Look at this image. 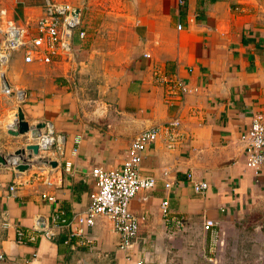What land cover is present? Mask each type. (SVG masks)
Returning a JSON list of instances; mask_svg holds the SVG:
<instances>
[{
	"label": "crops",
	"instance_id": "0c3cea01",
	"mask_svg": "<svg viewBox=\"0 0 264 264\" xmlns=\"http://www.w3.org/2000/svg\"><path fill=\"white\" fill-rule=\"evenodd\" d=\"M177 1L136 0L126 43L100 60L89 51L77 61L76 36L73 65L12 58L6 79L25 91L24 120L30 126L51 123L65 143L52 154L55 167L31 162L21 173L10 163L0 167V212L11 225L29 231L36 216L49 221L56 213L69 220L82 212L94 188L89 176L94 167H119L139 132L177 118L184 140L167 150L158 139L141 155L140 173L155 180L129 203L143 220L127 253L147 256L151 264H201L198 238L208 237L201 225L211 220L219 230L216 264H264V165L257 175L245 167L242 142L252 115L260 114L264 124V0H183L181 7ZM14 3L7 4L10 11L0 7L15 23L11 12L21 20L43 10L42 2L17 12ZM36 19L22 26L32 28ZM155 70L178 78L189 92L166 105V88L154 80ZM7 117L4 131L15 122L14 112ZM14 139L3 134L0 122L1 155L28 145H15ZM196 182H205L206 190L194 192ZM163 200L171 216L182 218V233L166 236ZM87 236L90 247L68 240L66 231L50 241L17 244L12 226L0 230V253L3 264H125L126 252L118 249V236L104 219H96Z\"/></svg>",
	"mask_w": 264,
	"mask_h": 264
},
{
	"label": "built area",
	"instance_id": "2783aa9c",
	"mask_svg": "<svg viewBox=\"0 0 264 264\" xmlns=\"http://www.w3.org/2000/svg\"><path fill=\"white\" fill-rule=\"evenodd\" d=\"M42 2V13L30 29L27 26L16 25L7 17L6 9L0 7V96H11L18 105L24 103L26 94L23 89H14L7 82L6 74L12 58L18 54L24 64L42 66L59 62L73 65L76 61L72 50L73 37L83 39L85 36L81 27L80 9L74 17L72 10L77 8L63 0H42ZM177 5L183 6L184 1L178 0ZM176 29L179 30L180 27L177 26ZM142 56L148 58L145 54ZM152 75L158 85L166 88L164 99L166 105L177 102L189 92L185 83L174 76H167L158 70L153 71ZM16 96H20L21 99H17ZM13 112L16 122V111ZM15 122L11 127L15 125ZM32 129L36 131V136L33 137L36 141L31 144L37 146L38 154L29 160L27 159L29 152L25 151L19 159L27 164L37 163L38 160L52 161L53 152H58L65 143L64 135L55 132L49 122H43V127L39 130ZM28 134L26 135L30 138V133ZM184 138L177 118L170 119L165 124L144 129L131 140L126 156L119 167L114 169L94 167L90 171L89 176L93 180L94 188L89 194L88 205L82 212L75 214L69 220L62 219L56 213L51 215L49 221L42 216H36L34 226L26 231L11 225L1 211L0 230H7L13 226L17 244L34 243L37 240L50 241L57 232L66 231L68 240L74 239L79 246L90 247L92 243L87 236V230L93 227L96 219L102 218L109 223L111 230L118 236V249L126 252L125 264H151L147 256L134 258L132 254L127 253L133 249L140 223L143 220V217L129 210V203L139 191L150 190L155 180L151 176H143L140 173L141 155L158 139L162 140L165 149L172 150ZM38 142L42 143V146H38ZM78 142L79 138H75L74 143L77 145ZM242 142L245 145L244 165L254 175H257L264 165V124L260 114H254L250 118L248 129L242 135ZM75 152L76 149H73L72 154ZM63 170L69 173L70 163L68 161L64 162ZM161 175L166 177L167 172L163 171ZM186 179L191 180L190 173L186 174ZM168 187L169 184L165 183L164 188ZM206 188L205 182H196L192 185L196 193L203 192ZM7 191L11 195L14 192V185L8 186ZM45 200L54 202V199L49 196H46ZM159 210L166 236L171 237L183 232L182 218L171 216L168 213L166 200L160 203ZM201 228L203 232L208 233L210 249L215 254L219 244L217 223L204 220ZM3 261L4 256L0 253V264H3Z\"/></svg>",
	"mask_w": 264,
	"mask_h": 264
},
{
	"label": "rangeland",
	"instance_id": "374dc122",
	"mask_svg": "<svg viewBox=\"0 0 264 264\" xmlns=\"http://www.w3.org/2000/svg\"><path fill=\"white\" fill-rule=\"evenodd\" d=\"M10 0H0V6H5ZM14 3L15 10L18 12L21 8H29L33 10L34 8H40L42 5V0H11ZM60 1V0H57ZM69 3L74 8L81 10V27L84 30L85 36L83 39L78 40L75 45L77 53V61H82L85 58V55L89 51H93L95 59L100 60L101 55L106 54L107 52H113L117 46H121L126 43V34L127 30L131 26V16L134 14L133 3H136V0H63ZM8 9V8H7ZM9 10V9H8ZM10 11V10H9ZM14 20L18 23H15L18 26H22L25 23L33 22L36 17L32 11L29 12L28 16L19 20L20 18L15 16L11 12ZM30 29V25L27 26ZM9 70V69H8ZM8 73V71H7ZM19 85L14 89H19ZM21 89V88H20ZM2 102V120L1 130L3 134H6L4 131L5 121L7 122L9 112L13 111L20 107L17 104V101H14L10 96H6ZM13 122V121H12ZM10 123L12 125L13 123ZM11 127V126H10ZM32 137V142L35 143V139ZM17 142L15 145H23L27 143L31 144V140L26 135L17 136ZM7 155V154H4ZM7 166V165H6ZM198 242L203 245L201 258V264H216L214 262V252L210 249V240L209 237L203 239V237L198 238ZM203 242V243H202Z\"/></svg>",
	"mask_w": 264,
	"mask_h": 264
},
{
	"label": "water",
	"instance_id": "95a60500",
	"mask_svg": "<svg viewBox=\"0 0 264 264\" xmlns=\"http://www.w3.org/2000/svg\"><path fill=\"white\" fill-rule=\"evenodd\" d=\"M78 13V9H73L72 10V16H76ZM43 127V123H38L34 125V127H31L27 121L24 120L23 113L18 107L16 109V122L15 125L11 128L6 129V134L12 137H17V136H24L28 133L30 135H35L36 131H33L32 128L35 130H39ZM29 152L27 155V159H32L37 156V146L35 144H29L24 147V149H20L19 151L14 152L12 155H1L0 154V167H4L8 165L9 163L12 164L13 169L16 172H24L28 169L29 164L23 162L19 157L24 154V152ZM38 164L42 165H48L50 167H55V163L51 161H46V160H38Z\"/></svg>",
	"mask_w": 264,
	"mask_h": 264
},
{
	"label": "bare ground",
	"instance_id": "6f19581e",
	"mask_svg": "<svg viewBox=\"0 0 264 264\" xmlns=\"http://www.w3.org/2000/svg\"><path fill=\"white\" fill-rule=\"evenodd\" d=\"M17 97V99H21V97L20 96H16ZM34 136H36V135H34ZM38 146H42V143H40V142H38V144H37Z\"/></svg>",
	"mask_w": 264,
	"mask_h": 264
}]
</instances>
